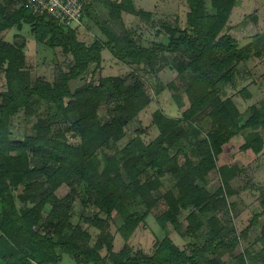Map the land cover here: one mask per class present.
<instances>
[{
  "label": "trees",
  "instance_id": "trees-1",
  "mask_svg": "<svg viewBox=\"0 0 264 264\" xmlns=\"http://www.w3.org/2000/svg\"><path fill=\"white\" fill-rule=\"evenodd\" d=\"M11 2L0 3V32L13 23L19 28L23 23L29 24L39 42L60 47L63 53L71 55L72 61L53 82L41 78L31 81L29 73L22 71V46L16 41L0 40V69L5 73L7 88L0 93V264H59L63 255L77 264H226L224 257L233 251L234 244L216 238L207 239L203 246L195 245L190 254L165 238L148 257L131 254L128 245L114 252L112 238L104 235L103 229L110 219H119V229L128 240L143 219L130 213L129 204L140 200L148 211L159 199L150 197L152 190L160 187L158 177L169 175L175 180L177 194L168 191L160 198L166 201L167 209L158 221L162 227L166 222L180 227L177 215L190 209L185 232L195 234L203 227L204 217L213 224L215 215L227 206L222 187L211 192L198 184L216 167L215 157L222 146L245 131L243 150L259 153L264 148V107L251 106L250 116L239 126L238 107L231 99L222 100L217 88L219 82L233 81L239 63L264 56V48L258 43L241 47L225 30L238 0H186L189 9L186 28L167 26V42L150 48L137 45L130 34L116 33L104 25L100 29L106 40L95 38L85 44L78 39L79 26L66 27L46 15L34 14L23 0H17L18 8L7 14ZM89 3L84 8L83 21L91 20L98 5L108 9L112 19H118L121 12L144 22H149L151 16L135 8L132 0ZM103 50L136 66L152 63L163 52L173 54L180 80L170 81L166 86L184 90L189 106L180 119L156 111L153 120L160 135L146 146L134 139L120 151L110 156L104 154V167L99 169L97 155L112 150L125 138L124 127L150 103L139 79L134 83L119 77L93 79ZM91 65L95 69L88 73ZM164 87L159 86L156 92ZM33 102L44 103L46 116L39 118L25 137H13L8 129L10 119L22 108L33 114ZM103 103H111L117 113L104 121L97 117V109ZM75 112L78 118L72 121L71 114ZM59 117L71 124V130L80 138L79 144L67 141L64 131L57 127ZM206 118L211 119V126L197 147L201 160L196 164L189 161L179 164V151L170 155V148L194 138L197 131L193 124ZM149 170L155 176L142 181ZM218 173L221 183L227 186L237 167L222 166ZM82 185L87 197L81 195ZM61 187L68 189L63 196L58 195ZM77 198L82 208L80 219L101 231L93 246L81 225L72 223V207ZM89 205L95 208V213L87 217L83 210ZM103 248L109 253L107 258L100 253ZM245 254H239L235 264H246Z\"/></svg>",
  "mask_w": 264,
  "mask_h": 264
},
{
  "label": "rangeland",
  "instance_id": "rangeland-1",
  "mask_svg": "<svg viewBox=\"0 0 264 264\" xmlns=\"http://www.w3.org/2000/svg\"><path fill=\"white\" fill-rule=\"evenodd\" d=\"M10 1L12 2L10 8H7V14L12 13L19 5V3L16 4L17 0ZM4 2L5 0H0V3ZM132 4L135 8L151 14L149 22H144L128 12H121L118 19H112L108 16V9L98 5L92 11L91 20H84L79 27L74 25L71 28L78 27V39L85 44H89L95 38L106 40L100 29V26L104 25L116 33L126 32L133 37L137 45L150 48L153 45L167 42V26L171 28L176 26L181 29L187 26L186 14L189 9L186 0H132ZM225 30L238 41L241 47L256 42L264 48V0H238ZM18 39L21 40L20 46H22L24 56L22 71L29 73L31 81L41 78L53 82L60 75L61 70H67L66 67L72 61L71 55L63 53L60 47L53 48L39 42L29 24L23 23L19 28L17 23H13L0 32L1 41L13 43ZM175 62L173 54L163 52L152 63H142L136 66L115 59L108 50L102 51L93 79L98 81L100 77H119L132 83L139 79L143 83L145 93L150 97V103L124 127L125 138L120 140L112 150H105L97 155L99 169L104 167V154L110 156L134 139L146 146L160 135L159 128L153 120V114L156 111L172 119L182 117L183 111L189 106L184 90L166 86L170 81L176 83L180 80L174 69ZM94 69L95 65H91L88 73ZM159 86L165 87L157 93ZM217 88L222 100L231 99L238 107L241 113L238 124L241 126L250 116L251 106L264 107V56L253 57L246 62L239 63L235 68L233 81L231 83L219 82ZM6 89L5 73L0 69V93L5 92ZM44 107V103L33 102L35 112L31 115L26 113L25 108L20 109L10 119L8 129L11 135L15 138L28 135L32 125L39 118L46 116L43 111ZM115 114L117 113L111 103H103L97 109V117L102 121ZM71 115L72 121L78 118L76 112ZM57 120V127L64 131L67 141L72 145L79 144L80 138L71 130V124L64 122L62 117ZM183 126L192 132L187 124ZM210 126L211 119L209 118L194 123L193 127L197 135L189 141L184 139L181 143L174 144L170 148V155L177 154L179 151L178 162L183 165L187 161L193 164L199 162L202 157L197 147L199 142L206 137ZM245 133V131L237 133L222 146L221 153L215 157L216 167L208 172L203 182L198 181V184L211 192L222 187V191L227 196V206L215 215L216 220L213 224H209L208 217H204V225L201 229L195 234L186 233L185 229L188 225L186 217L190 211L188 209L181 210L176 217L180 227L175 228L169 222L162 227L158 217L167 209V206L166 201L160 198L168 191L177 194L174 178L164 175L158 177L160 187L152 190L150 195L152 199H159L151 205L148 211L140 200L129 204L130 213H137L140 218L143 216V219L138 222L128 240L123 238L119 229L121 221L119 219L109 220L103 229V234H109L112 238V250L119 252L125 245H128L131 248V254L149 257L155 252L156 244L165 238H170L180 250L190 254L195 245L203 246L207 239L216 238L217 241L234 244L233 251L224 257L226 264H235L236 257L239 254L244 255L245 252L249 255L244 256L246 264H264V148L259 153L243 150ZM229 165L236 166L237 173L226 186L221 183L218 168ZM153 173L152 170L145 172L142 181L155 176ZM122 174L127 180L123 171ZM67 190L66 187H61L58 195L63 196ZM79 190L81 195L87 197L84 194V185L80 186ZM47 210L46 208L43 211L44 215L47 214ZM72 211L74 212L72 223L81 225L90 236V246H93L101 231L80 219L82 208L78 198L73 203ZM94 213L95 208L91 205L85 211L83 210V214L87 217ZM66 233L69 234V231ZM100 253L106 258L109 255L104 248L100 250ZM59 264L77 263L68 255H63Z\"/></svg>",
  "mask_w": 264,
  "mask_h": 264
},
{
  "label": "built area",
  "instance_id": "built-area-1",
  "mask_svg": "<svg viewBox=\"0 0 264 264\" xmlns=\"http://www.w3.org/2000/svg\"><path fill=\"white\" fill-rule=\"evenodd\" d=\"M91 0H23L24 6L38 15H46L66 27L82 24L84 8Z\"/></svg>",
  "mask_w": 264,
  "mask_h": 264
},
{
  "label": "water",
  "instance_id": "water-1",
  "mask_svg": "<svg viewBox=\"0 0 264 264\" xmlns=\"http://www.w3.org/2000/svg\"><path fill=\"white\" fill-rule=\"evenodd\" d=\"M16 42L19 44V45H21V40H16Z\"/></svg>",
  "mask_w": 264,
  "mask_h": 264
}]
</instances>
